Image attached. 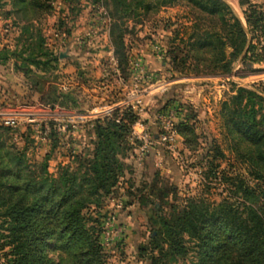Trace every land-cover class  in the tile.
<instances>
[{"label":"rangeland","instance_id":"1","mask_svg":"<svg viewBox=\"0 0 264 264\" xmlns=\"http://www.w3.org/2000/svg\"><path fill=\"white\" fill-rule=\"evenodd\" d=\"M224 1L243 23L247 2L258 4ZM208 22L189 0H0V142L22 152L33 173L47 158L52 176L63 169L82 175L86 165L79 158L90 157L95 123L110 118L106 113L133 112L154 141L162 133L155 117L167 110L177 112L174 129L189 125L186 144L177 133L172 148L153 144L141 152L130 135L114 139L122 170L101 204L88 208L104 264H152L161 255L159 239H152L159 217L172 218L174 207L189 199L237 207V184L257 185L253 148L229 130L226 111L234 106L223 103L238 89L264 99V59L251 68L235 63L228 75L215 73L208 49H194L190 39L194 23L203 31ZM116 39L122 46L115 53ZM49 55L59 60L47 64ZM66 91L62 101L76 99L75 107L58 106ZM240 95L238 110L247 99ZM6 147L0 149L4 158ZM184 249L159 264H193L195 242L187 236ZM7 254L0 247V264H11ZM47 257L60 258L53 249Z\"/></svg>","mask_w":264,"mask_h":264},{"label":"trees","instance_id":"2","mask_svg":"<svg viewBox=\"0 0 264 264\" xmlns=\"http://www.w3.org/2000/svg\"><path fill=\"white\" fill-rule=\"evenodd\" d=\"M254 1L258 4L247 2L243 23L224 0H189L209 18L210 28L202 31L194 23L191 46L208 49L215 73L228 75L235 63L251 68L264 59V9L260 0ZM114 44L116 53L121 40H114ZM256 51L261 54L256 55ZM49 56L47 64L59 60L58 55ZM237 92L238 96L223 103L226 109L234 106L226 111V124L253 148L257 185L252 189L242 182L237 184L241 201L237 207L222 201L211 208L189 199L174 207L172 218L159 217V230L152 239H159L155 247L161 255L154 257L152 264H159L160 258L170 261L182 256L185 236L195 242L193 264H264V99L252 90ZM68 93L62 92L58 98L67 99ZM242 93L247 99L238 110ZM67 103L62 101L58 106L75 107L77 101ZM116 117L95 123L94 149L86 153L90 157L79 158L86 165L80 176L66 169L52 176L47 171V158L40 171L33 173L22 152L0 142V149L7 148L8 157L0 154V247L8 249L11 264H104L105 255L88 208L101 204L102 196L109 193L122 170L115 159L118 147L114 139L127 140L136 115L124 112L119 123ZM175 130L186 144L188 123H179ZM49 249L60 258H48Z\"/></svg>","mask_w":264,"mask_h":264},{"label":"built area","instance_id":"3","mask_svg":"<svg viewBox=\"0 0 264 264\" xmlns=\"http://www.w3.org/2000/svg\"><path fill=\"white\" fill-rule=\"evenodd\" d=\"M134 101L137 106L141 104L139 96L136 97ZM131 108L134 110L135 107L131 106ZM176 115V111L167 110L165 114L155 117L162 129V133L157 136V141L153 140L149 126L144 121L136 119L135 122L131 124L130 136L139 142V150L141 152H145L153 144H164L167 148H172L176 138L178 137V134L174 129V124L172 123V121L176 118ZM105 117L111 116L108 113ZM122 117L123 112L117 115L115 122L119 123ZM10 123L13 124L12 121H10Z\"/></svg>","mask_w":264,"mask_h":264},{"label":"crops","instance_id":"4","mask_svg":"<svg viewBox=\"0 0 264 264\" xmlns=\"http://www.w3.org/2000/svg\"><path fill=\"white\" fill-rule=\"evenodd\" d=\"M260 1L264 3V0H260ZM67 58H68V57H67ZM77 103H79V102H77ZM81 103H82V102H80V104H78V105H81ZM138 111H139V110H138ZM140 113H141V112H140ZM106 114H108V113H106ZM106 114H105V115H106ZM105 115H104V116H105ZM180 116H181L180 114H179V116H177V120H178V118H179V120L182 119V118H180ZM93 118H95V117H93ZM89 119H90V118H89ZM89 119H87V120H89ZM80 123H82V122H80ZM178 137H179V136H178Z\"/></svg>","mask_w":264,"mask_h":264},{"label":"water","instance_id":"5","mask_svg":"<svg viewBox=\"0 0 264 264\" xmlns=\"http://www.w3.org/2000/svg\"><path fill=\"white\" fill-rule=\"evenodd\" d=\"M60 57H62V54L60 55Z\"/></svg>","mask_w":264,"mask_h":264}]
</instances>
